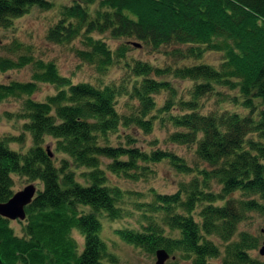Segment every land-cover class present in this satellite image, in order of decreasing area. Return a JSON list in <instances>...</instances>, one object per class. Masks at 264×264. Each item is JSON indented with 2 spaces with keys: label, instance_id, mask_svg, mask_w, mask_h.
<instances>
[{
  "label": "trees",
  "instance_id": "obj_1",
  "mask_svg": "<svg viewBox=\"0 0 264 264\" xmlns=\"http://www.w3.org/2000/svg\"><path fill=\"white\" fill-rule=\"evenodd\" d=\"M100 3L93 17L77 1L61 7L60 17L45 36L55 43L83 36L89 49L76 53L98 74L104 75L119 58L104 41L92 37L93 31L133 37L155 49L185 45L183 57L200 59L204 51H216L222 60L217 66L201 62L175 67L171 71L175 77L200 82L194 83L188 99L176 101L179 112L166 114L175 92L168 81L148 77L151 72L165 71L147 63L134 62L129 66L130 76L119 83L92 84L72 82L53 61L31 52L16 58L1 55L0 71L30 64L33 73L31 81L0 83V102L27 96L18 117L25 119L23 129L32 139L25 152L9 146L11 141L23 140V133L0 140V202L14 192L13 175L38 181L40 187L25 208L23 235H16L10 220L0 215V264H117V256L100 236L101 214L110 219L128 215L122 205L131 192L111 184L107 172L137 180L147 175L149 163L163 159L179 173L193 177L180 182L173 193L153 191L150 201L134 202L145 225L140 230L117 228V235L147 254L164 248L191 264H212L211 259L221 255L220 246L210 238L215 236L224 242L221 264H264L248 252L259 246L262 235L240 231L233 239L238 224L249 214L256 213L264 222V0ZM54 6L55 0H0V28H9L32 7L48 10ZM15 43L13 49L21 45ZM125 51L126 45H121L117 56L123 57ZM39 82L51 83L57 91L35 101L30 95ZM215 85L238 87L248 111L202 113L199 98L212 93ZM160 91L168 92L170 98L158 107L153 95ZM119 96L138 101L136 113L120 114L116 109ZM254 100H259L256 112ZM152 112L166 114L162 125L165 121L179 129L170 132L168 140L195 144V156L206 167H192L172 151L140 150L133 146L136 138L131 134H125L127 144L110 142L109 134L119 127L151 132ZM47 138L55 141L52 153L67 158L50 155ZM212 182L219 185L217 192L211 189ZM156 216L162 222L155 221ZM163 224L169 227L168 233ZM73 231L83 238L82 244Z\"/></svg>",
  "mask_w": 264,
  "mask_h": 264
},
{
  "label": "rangeland",
  "instance_id": "obj_2",
  "mask_svg": "<svg viewBox=\"0 0 264 264\" xmlns=\"http://www.w3.org/2000/svg\"><path fill=\"white\" fill-rule=\"evenodd\" d=\"M74 1L80 2L92 17L95 15V12L101 8V0H92L91 2L86 0H55V6L48 10L32 7L28 13L16 18L9 28H0V56H11L16 58V56L22 52H31L36 58H41L45 61H53L57 65L59 72L69 77L72 82H89L92 84L119 83L121 80L128 78V75L130 76L129 66L133 65L134 62L139 61L147 63L153 68H160L165 71L159 75L151 72L148 77L157 81H168L175 92L171 97L174 103L171 105L170 110L166 111V114H176L178 111L176 101L188 99L194 83L200 82L189 78L175 77L171 73L175 67L201 62L212 63L217 66L222 60V54L216 51H204L200 59L183 57L182 53L185 51V45L167 44L155 49L133 37L117 38L112 37L109 32L98 33L93 31L91 33L93 36H91L94 39L104 41L108 48L114 52L115 58H119V62L112 65L104 75L98 74L91 64L81 59L76 53L77 50L89 49L83 43V36L80 35L73 41L66 43L51 42L45 37L48 27L54 24L60 17L61 7L69 6ZM15 42L21 45H17V48L13 49L12 47L16 44ZM121 45H126V51L123 57H118L117 49ZM32 73L33 67L30 64L20 69H11L6 72L0 71V83H8L12 80L22 82L31 81ZM134 80L135 79H132V82ZM130 83L131 82H129V86ZM56 91L57 89L53 84L39 82L37 83V90L30 95V97L35 101H43L47 96L55 94ZM168 95L169 93L166 91H160L154 94L156 105L158 107L163 106ZM26 97V95H22L20 98L9 97L0 102V139L3 136H18L23 133V140L12 141L10 143V146L18 151H26L32 144L30 132H25L22 127L25 119L18 117L20 112H22V104ZM198 102L200 103L198 109L205 114L212 111L219 112L223 109H228L230 111L236 110L241 113H246L248 111L244 105H242L243 97L238 87L215 85L214 91L201 96ZM254 106L256 112L259 108V100H254ZM137 108L138 101L132 100L129 96H119L117 98L116 109L120 114L129 115L131 113H136ZM155 114L156 112L150 114L153 116L151 132L146 133L134 126L127 128L119 127L116 133L109 134L110 142L114 144L121 141L123 144H127L125 134H131L136 138L133 146L138 147L140 150L151 151L163 149L172 151L182 157L185 162L192 167H206V163L201 162L195 156V144H177L168 140V134L179 129L172 127L165 121H163L164 125H162L160 120L164 119L165 113H160V115L156 116ZM54 142L53 139L47 138L45 145L53 151ZM53 153L57 159L67 158L64 154L58 152ZM102 160L103 162L106 161V159ZM149 168L150 170L147 175L140 176L137 180L118 177L107 172L111 184L131 192L122 205L128 215H123L117 219H110L104 216V214H101L102 228L100 236L105 241L108 251L117 256V264L155 263V255L147 254L140 248L125 242L115 232L117 228L122 227L140 230L141 225H145L144 222L140 221L142 212L136 211L134 202L150 201L153 191L159 193H173L178 189L180 182L188 181L193 177L192 174L179 173L165 159L149 163ZM82 170L83 168L77 169V172L79 173ZM76 175L80 180L78 174ZM12 178L15 191L22 189L29 183H34L35 186L40 187L38 181H29L25 177L18 175H13ZM211 189L217 192L220 187L212 182ZM236 195L237 194H234L233 197ZM157 215L162 214L157 213ZM195 217L198 218L196 215ZM153 219L159 223L162 222L160 216L153 217ZM9 222L16 235H23L22 228L26 223L25 220H11ZM160 226L165 228V233L169 232V227L164 224ZM262 229L264 230L263 218L259 217L256 213L249 214L245 220L238 224L233 239L237 238V234L240 231H248L253 236L262 235L263 239L264 231H262ZM72 234L77 241L82 244L83 238L80 234L77 231H73ZM174 235H176L175 232ZM210 238L220 246L222 255L224 242L215 236H211ZM262 239H260V241ZM259 246L248 252L251 256L264 261V255H260L258 252ZM221 255L211 259L212 264H221ZM170 256L172 257H170L165 264H191L190 260L182 259L178 254H171Z\"/></svg>",
  "mask_w": 264,
  "mask_h": 264
},
{
  "label": "water",
  "instance_id": "obj_3",
  "mask_svg": "<svg viewBox=\"0 0 264 264\" xmlns=\"http://www.w3.org/2000/svg\"><path fill=\"white\" fill-rule=\"evenodd\" d=\"M35 192L36 188L32 183L18 190L7 201L0 202V215L9 219H24L26 216L25 206L31 202ZM258 252L260 255H264V238ZM155 255V264H164L169 258V253L164 248L156 249Z\"/></svg>",
  "mask_w": 264,
  "mask_h": 264
}]
</instances>
